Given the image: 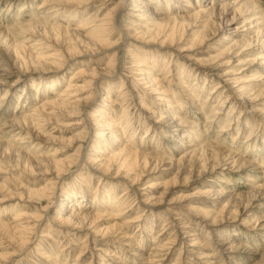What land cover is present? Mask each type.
Segmentation results:
<instances>
[{"label":"rangeland","instance_id":"rangeland-1","mask_svg":"<svg viewBox=\"0 0 264 264\" xmlns=\"http://www.w3.org/2000/svg\"><path fill=\"white\" fill-rule=\"evenodd\" d=\"M263 28L264 0H0V264H264Z\"/></svg>","mask_w":264,"mask_h":264},{"label":"bare ground","instance_id":"bare-ground-1","mask_svg":"<svg viewBox=\"0 0 264 264\" xmlns=\"http://www.w3.org/2000/svg\"><path fill=\"white\" fill-rule=\"evenodd\" d=\"M214 1H218V0H214ZM206 10V9H205ZM244 10V9H243ZM197 12V11H196ZM206 12V11H205ZM200 13V12H199ZM202 13V12H201ZM251 13V12H250ZM257 13V12H256ZM157 14V13H156ZM252 14V13H251ZM252 16V15H251ZM254 21H252V22H249V24L252 26V27H250V28H252V29H254V28H256V30L258 31V32H260L261 31V28L260 27H258L257 26V24L256 23H259V21H258V18H252ZM232 20V19H231ZM229 21V23H226V26L227 27H229V26H231V24H233V20L232 21ZM248 21V20H247ZM256 21H258V22H256ZM232 22V23H231ZM254 22H255V24H254ZM247 23V22H246ZM260 24V23H259ZM27 25V24H26ZM248 25V24H247ZM40 26V25H39ZM260 26V25H259ZM26 27V26H25ZM248 28V27H247ZM225 29V28H224ZM224 29H222L220 32L222 33V35L220 36V39L219 40H215L214 38L216 37V36H218V35H214L213 36V38H211L210 39V41H212V40H215V41H219V42H227V41H230L231 40V37L232 36H236V34L237 33H239V31L240 30H238V29H235V30H233V31H230V29H229V31H227V30H224ZM232 29V28H231ZM264 29V28H263ZM168 30V29H167ZM227 32H230V33H227ZM264 32V31H263ZM148 33H150V32H148ZM255 33V32H254ZM261 33V32H260ZM141 34H145V33H141ZM151 34V33H150ZM218 34V33H217ZM258 34V33H257ZM169 36H170V34H168ZM172 35V34H171ZM258 35H260V34H258ZM50 36V35H49ZM151 37H153L152 36V34L150 35ZM169 36L167 37V38H169ZM264 35H262V37H263ZM149 37V36H148ZM170 39V38H169ZM264 39V38H263ZM263 39H259V41L260 42H262V45L261 46H263L264 44V42H263ZM167 40V39H166ZM147 42V41H146ZM228 43V42H227ZM258 43V42H257ZM216 45V44H215ZM249 47V46H248ZM256 48V47H255ZM261 48V47H260ZM262 48H264V46L262 47ZM256 50H258V49H256ZM259 52H262V51H259ZM19 54V53H18ZM261 54V53H260ZM38 58V57H37ZM36 58V59H37ZM261 59H263L264 60V53H263V55H262V57H261ZM41 62V61H40ZM18 63V62H17ZM22 64V63H21ZM25 64V63H24ZM262 64V63H261ZM140 66V65H139ZM262 66H264V64H262ZM38 67V66H37ZM14 68V67H13ZM145 68V67H144ZM15 72V71H14ZM87 72V73H86ZM86 72H82V70L80 71V72H78V74L79 75H83V76H86L85 75V73L87 74V76H91V78L93 77V76H96L98 73H97V71L96 70H94V69H92L91 71H86ZM102 73H104V74H106V73H109V72H107V71H101ZM145 72V71H144ZM13 73V72H12ZM141 74L142 72L140 71V72H138V74ZM26 74V73H25ZM77 74V73H76ZM77 74V75H78ZM136 74V73H135ZM227 74V73H226ZM239 74V73H238ZM24 75V74H23ZM142 75V74H141ZM144 75H142V77H143ZM149 76V75H148ZM222 77H223V74H222ZM155 79L156 78H154V80H152V81H150V79H147V78H140V79H138L139 81L138 82H143V81H145L146 83H142V85L143 86H145V89H148L150 92H152V93H156L157 94V92L159 93L160 91H158V86H157V84H159V83H157V81H155ZM148 80V81H147ZM91 82H92V80H91ZM86 84L88 85L89 84V82H86ZM246 84V83H245ZM137 85H139V84H137ZM218 85H220V84H218ZM15 85H12L10 88H12V87H14ZM141 86V85H140ZM235 86V85H234ZM69 87V86H68ZM142 87V86H141ZM220 87V86H219ZM246 87H249L248 85H244L242 88L244 89V88H246ZM163 88V87H162ZM215 88V87H214ZM67 89V88H66ZM68 90H73V92L74 93H76V92H78L79 90H78V87L77 86H72L70 89H68ZM78 90V91H77ZM147 90V91H148ZM162 90V89H161ZM237 90V89H236ZM224 92V91H223ZM237 92V91H236ZM73 93V94H74ZM165 93H167L166 91H165ZM234 93V92H233ZM162 94H163V92H162ZM240 96H242L244 93H242V94H240V93H238ZM66 95H68V96H70L71 94H66ZM64 96V95H63ZM72 96V95H71ZM244 96V95H243ZM246 96V95H245ZM67 97V96H66ZM74 97V96H73ZM157 97V96H156ZM239 97V96H238ZM68 98V97H67ZM227 98H229V97H227ZM237 98V97H236ZM244 98V97H243ZM63 99H65V98H63ZM70 99H71V97H70ZM240 100H241V98H239ZM155 100V99H154ZM156 100L157 101H161V98H159V99H157L156 98ZM227 100H229V99H227ZM237 102V101H236ZM51 103L52 102H50V105H51ZM46 104V103H45ZM63 105V104H62ZM108 105V106H107ZM116 105V100L113 98V97H110V96H107V97H105L104 99H103V104H101V108H103V109H105V110H110L113 106H115ZM174 106V105H173ZM219 106V105H218ZM47 108V107H46ZM176 108H177V106H176ZM60 109V108H59ZM179 109V108H178ZM252 109V108H251ZM115 110V109H114ZM255 110V109H254ZM54 111V110H53ZM112 112V111H111ZM43 113H44V111H43ZM104 113V112H103ZM46 114V113H45ZM215 114V113H214ZM102 115V114H101ZM105 117H106V115L105 114H103ZM162 118V117H161ZM25 119V118H24ZM158 119H159V117H158ZM163 119V118H162ZM161 119V120H162ZM21 120V119H20ZM160 120V119H159ZM181 120V119H180ZM24 121V120H23ZM170 121V120H169ZM175 121V120H174ZM184 121V120H183ZM47 122V121H46ZM177 123V122H176ZM184 123V122H183ZM10 124V123H9ZM170 124H172V126L173 127H177V126H180L179 124H181L180 122H179V124L177 123V124H175L174 122H171ZM30 125V124H29ZM78 125V124H77ZM110 128V127H109ZM108 128V129H109ZM114 128V127H113ZM118 136H123L124 135V127L122 128V127H118ZM172 130V129H171ZM182 138H186V137H182ZM192 140V139H191ZM95 153H97V151H95ZM99 154H101V155H105V153H99ZM141 154V155H140ZM147 154H148V152L147 153H138L137 151H133V150H131V149H127V148H122L121 150H119L118 152H117V154H115V155H111V156H109L108 157V159L106 160V161H100V163L97 165V166H102V167H106L105 168V170L108 168V166H111V164H114V162H116V163H119V162H121L120 163V165H118L117 167H118V170H120L121 168H127V172H129L130 170H134L135 169V167H136V165L135 164H137V159L139 158V157H141V156H143V161H145V157H147ZM117 165V164H116ZM145 166H146V164H144ZM59 169H57V171H58ZM60 171V170H59ZM108 171V170H107ZM110 171V170H109ZM142 173V172H141ZM58 174V173H57ZM61 174V173H60ZM127 176V175H126ZM126 178V177H125ZM133 181H134V183H135V181H136V176H135V178H133L132 179ZM46 184V186L45 187H43V188H41L40 190H36V191H31L30 193H32L33 194V196H34V194H44V192L46 191V189H50L49 187H51V183L50 182H47V183H45ZM49 186V187H48ZM159 186H161V184L160 183H155V184H150L147 188H148V190H150V189H153L154 190V188H158ZM162 187V186H161ZM53 188V187H52ZM152 190V191H153ZM47 191H49V190H47ZM155 191V190H154ZM47 193V192H46ZM44 196V195H43ZM42 197V196H41ZM153 198V197H152ZM124 213H126V212H124ZM201 214H203V220H205L206 222H209L210 221V219L208 218V213L206 212V211H204L203 213H201ZM83 214H81V216L80 215H78V216H80V217H87V215H85V216H82ZM94 215V214H93ZM100 215V214H99ZM91 216V215H90ZM120 216H122V215H120ZM19 217V216H18ZM76 216H75V214H73V212H70V215L68 216V217H65V218H62V217H58V216H56V219H58V220H60L59 222H62V223H65L67 226H69V225H74V226H79V227H82L83 226V218L81 219L82 220V222L81 221H77V218H75ZM89 217V216H88ZM109 217H110V215H109ZM21 218V217H20ZM20 218H18V220L20 219ZM74 218L76 219V221H74ZM17 219V218H16ZM73 219V220H72ZM85 219H87V218H85ZM97 219V217H95V220ZM95 220H90L91 221V223L90 224H92V223H94V221ZM84 221H86V220H84ZM216 221L215 220H212L211 221V225H215L216 223H215ZM85 225V224H84ZM66 226V227H67ZM126 226H128V225H126ZM14 227V226H13ZM74 228H76V227H74ZM128 228V227H127ZM9 229H10V227H9ZM14 230H15V228H14ZM10 231V230H9ZM9 233V232H8ZM13 234V233H12ZM121 234V233H120ZM21 235V234H20ZM14 237V236H13ZM188 237H190V238H192V240H191V244H192V246H197V244H198V241H199V239H197L194 235H190V236H188ZM167 245H171V244H167ZM166 245V246H167ZM219 245V244H218ZM164 247H165V245L164 246H160L159 248H157V251H156V253H158L159 251H160V249H162V251H166V250H164ZM154 254H155V252H154ZM154 256V255H153ZM160 256V255H159ZM158 256V257H159ZM149 258H147V260H148ZM159 262V261H158Z\"/></svg>","mask_w":264,"mask_h":264}]
</instances>
